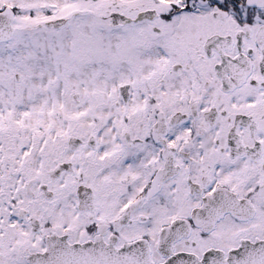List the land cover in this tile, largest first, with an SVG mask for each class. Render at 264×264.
Masks as SVG:
<instances>
[{"label":"snow or ice","instance_id":"obj_1","mask_svg":"<svg viewBox=\"0 0 264 264\" xmlns=\"http://www.w3.org/2000/svg\"><path fill=\"white\" fill-rule=\"evenodd\" d=\"M0 264H264V0H0Z\"/></svg>","mask_w":264,"mask_h":264}]
</instances>
